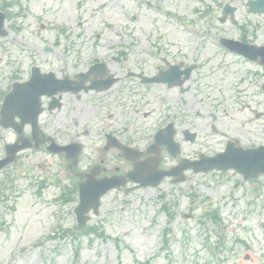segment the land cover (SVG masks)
Returning a JSON list of instances; mask_svg holds the SVG:
<instances>
[{"label": "rangeland", "instance_id": "rangeland-1", "mask_svg": "<svg viewBox=\"0 0 264 264\" xmlns=\"http://www.w3.org/2000/svg\"><path fill=\"white\" fill-rule=\"evenodd\" d=\"M10 1L15 0H0V5ZM18 1L20 7L13 9L12 13L21 10L23 15L6 22L8 35L0 38V45L12 46L16 41L28 47L27 50H31L30 45L35 46L39 55L35 54L34 61L44 70L57 71L60 67V47L49 56H45L42 49L45 43L52 46L54 41L63 39L57 33L60 24L72 27L78 20L82 21V26L75 32L86 33L88 39L77 36V44L82 48L81 58L89 60L94 53L100 56L105 52L104 49H91L92 32L103 30L105 24L119 25L122 9L148 20L155 17L148 10L139 11L136 0ZM81 1L84 5L80 4ZM156 1L161 2L163 12L174 11L192 21L190 27L193 30L185 31L183 25L175 24L171 19L164 21V15L159 13L157 24L167 27L164 29L165 40H169L167 36L171 32L175 33L170 41L192 53L202 42L211 43L199 55L211 60L203 70L210 74L208 96H218L228 89L227 81L234 79L232 69L216 59L218 51L213 42L220 34L231 37L239 34L233 32L229 24L217 23L220 10L215 8L216 3L226 2L234 6L237 10L235 18L241 24L259 23L258 40L264 42V17H247L243 0ZM200 4L213 8L211 19L200 18L199 14L191 12V8H199ZM74 9L78 10L80 17L75 16ZM145 19L140 25L148 23ZM38 21L50 26L49 29L37 32ZM103 41L107 44L106 38ZM12 50V56L23 58L22 67L31 64L32 55ZM254 102L260 105H255L254 112H238L236 115L242 126L253 131L258 142L264 140V115H259L264 113V96L257 97ZM247 118L252 122L244 125ZM198 122L203 123L202 120ZM153 126L143 124L141 129L150 130ZM203 138L201 132L198 140L204 141ZM176 141L180 142L179 136ZM182 145L187 155L201 149L199 142ZM229 179L217 174L190 175L185 184L173 188L165 183L158 188L132 190L127 195L112 191L102 198L98 215H91L88 222V227L101 226L110 239L83 236L79 245L71 233L61 235V229H70L76 224L72 213L76 201L68 206L56 203L59 188H48L41 198L35 196L32 188H19L14 210L8 213L4 206L0 208V264H264V188H234L235 178L225 185ZM163 206H167L168 213L163 211ZM212 210L217 212L219 221L202 218ZM184 215L190 218H184ZM165 230L171 232L168 238L163 236ZM165 240L166 251L163 250ZM77 246L79 254L74 258ZM245 256H248L247 260Z\"/></svg>", "mask_w": 264, "mask_h": 264}, {"label": "flooded vegetation", "instance_id": "flooded-vegetation-1", "mask_svg": "<svg viewBox=\"0 0 264 264\" xmlns=\"http://www.w3.org/2000/svg\"><path fill=\"white\" fill-rule=\"evenodd\" d=\"M120 28L121 35L118 37L122 40L107 41L109 57L94 53L89 60H85L80 57V45L67 42L68 47L72 46L76 50L67 51L69 56H64V62L60 63L55 79L62 82V86L68 91L39 96L37 108L40 114L36 120L38 135L36 134L35 139L28 120L32 118L35 110L34 96L41 93V90H35L28 101L24 97V101L18 103L21 109L29 110L28 114L22 115V118L11 119L10 128L4 129L0 124V161L7 157L11 145L28 146L15 155L11 165L0 171V188H16L17 183L22 182L20 177L26 174L29 176L26 184L36 183L39 178L31 170L37 169L39 164L34 162V155L49 156L47 148L51 143L61 147H79L75 163L68 160L64 153L58 155L61 168L55 166L51 175L53 179L63 180L67 184L66 188H72L74 184L78 186L93 168L96 169L94 180L114 178L124 184L123 188H134V184L127 180L134 163L126 160L119 148L109 147L107 137H112L121 146L137 151L138 161L141 162L151 158L146 155L147 141L136 128L141 122L164 123L163 126L172 124L175 129L177 124L188 126L192 111L196 118H201L202 111L208 109L225 114L238 107L241 97L249 101L254 94L264 90V66L249 63L261 70L262 75H246L243 72L238 83H229V93L222 94L218 101L211 102L206 96L205 77L202 74L208 61L205 62L202 57H193L191 51L165 40L158 25L133 28L124 24ZM246 28L248 31L243 30ZM232 29L239 33L236 38L242 43L264 46V42L258 40V33L261 32L259 27L237 25ZM246 33L249 40H243ZM99 47L91 46L92 49H103ZM221 49L225 55L238 62L248 63L240 56ZM11 69H14L12 73L15 81L11 82L10 88L14 82H27L31 68L29 75L20 80L17 76H22V73L17 72L20 69ZM161 74L163 77H160ZM155 78L162 79L155 81ZM5 95V92L0 91V110ZM194 95L198 98L194 99ZM249 107L239 106L242 110ZM207 116L210 118L208 127L212 131V124H216L219 118L211 112ZM217 129L224 146L229 141H237L234 147L241 145L235 139V136L242 135L237 128L224 125ZM162 150L166 151L160 148L159 155ZM9 157L12 155L9 154ZM181 160L170 167H163L164 163L159 156L158 169L168 170L178 165ZM46 165L44 163V188H49Z\"/></svg>", "mask_w": 264, "mask_h": 264}, {"label": "water", "instance_id": "water-1", "mask_svg": "<svg viewBox=\"0 0 264 264\" xmlns=\"http://www.w3.org/2000/svg\"><path fill=\"white\" fill-rule=\"evenodd\" d=\"M2 20H3V16L0 15V27H1V24H2ZM97 189H98V190H101L102 192H106V191H108L110 188H97ZM80 210H82V209H80ZM80 213H81V212H78V219H79V218L82 219L81 217H79ZM82 220H84V219H82Z\"/></svg>", "mask_w": 264, "mask_h": 264}]
</instances>
